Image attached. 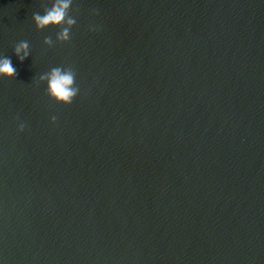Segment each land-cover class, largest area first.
Wrapping results in <instances>:
<instances>
[{
	"label": "water",
	"instance_id": "obj_1",
	"mask_svg": "<svg viewBox=\"0 0 264 264\" xmlns=\"http://www.w3.org/2000/svg\"><path fill=\"white\" fill-rule=\"evenodd\" d=\"M53 2L0 0V264H264V0Z\"/></svg>",
	"mask_w": 264,
	"mask_h": 264
},
{
	"label": "clouds",
	"instance_id": "obj_2",
	"mask_svg": "<svg viewBox=\"0 0 264 264\" xmlns=\"http://www.w3.org/2000/svg\"><path fill=\"white\" fill-rule=\"evenodd\" d=\"M73 0H54L52 6L45 10L43 15L34 14L32 22L37 31L48 28H58L63 25L59 31L56 42L66 43L69 40L70 29L75 24V19L68 15L70 6ZM45 45H52L51 38L44 40ZM28 43L26 41L20 42L14 49V53L25 59L28 55ZM23 53V55H20ZM16 69L12 66L9 58L0 60V78L11 79L14 77ZM42 81H47V96L59 105H69L78 93V88L74 87L75 73L71 69H62L56 67L40 78ZM55 117H53V120ZM23 125L20 130H23Z\"/></svg>",
	"mask_w": 264,
	"mask_h": 264
}]
</instances>
